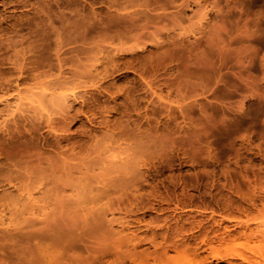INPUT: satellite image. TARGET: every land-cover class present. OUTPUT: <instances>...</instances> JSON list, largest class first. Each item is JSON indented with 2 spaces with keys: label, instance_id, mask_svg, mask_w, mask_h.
I'll list each match as a JSON object with an SVG mask.
<instances>
[{
  "label": "rangeland",
  "instance_id": "1",
  "mask_svg": "<svg viewBox=\"0 0 264 264\" xmlns=\"http://www.w3.org/2000/svg\"><path fill=\"white\" fill-rule=\"evenodd\" d=\"M138 261L264 264V0H0V264Z\"/></svg>",
  "mask_w": 264,
  "mask_h": 264
},
{
  "label": "bare ground",
  "instance_id": "2",
  "mask_svg": "<svg viewBox=\"0 0 264 264\" xmlns=\"http://www.w3.org/2000/svg\"><path fill=\"white\" fill-rule=\"evenodd\" d=\"M105 233H106V232H105ZM73 245H74V243H73ZM76 245H77V244H76ZM80 246H81V245H80ZM69 247H70V246H69ZM86 247H87V246H86ZM96 247H97V246H96ZM100 247H102V245H100ZM105 247H106V246H105ZM105 247H104V248H105ZM71 248H72V247H71ZM77 248H78V247H77ZM77 248H76V249H77ZM79 248H81V247H79ZM68 249H69V248H68ZM74 249H75V246H74ZM81 249H82V248H81ZM81 249H80V250H81ZM84 249H85V247H84ZM96 249H98V248H96ZM102 249H103V248H102ZM63 250H64V249H62V251H63ZM85 250H87V249H85ZM110 250H112V249H110ZM87 251H89V250H87ZM87 251H86V252H87ZM94 251H96V250H94ZM104 251H106V249H105ZM108 251H109V250H108ZM83 252H84V251H83ZM106 252H107V251H106ZM110 252H111V251H110ZM44 253H45V252H44ZM52 253H53V252H52ZM52 253H51V254H52ZM61 253H62V252H61ZM72 254H73V253H72ZM82 254H83V253H82ZM84 254H85V253H84ZM103 254H104V253H103ZM131 254H133V253H131ZM134 254H136V253L134 252ZM70 255H71V254H70ZM75 255H76V253H75ZM87 255H88V254H87ZM136 255H137V254H136ZM60 256L62 257L63 255L61 254ZM64 256H65V255H64ZM73 256H74V254H73ZM81 256H82V255H81ZM81 256H79V257H81ZM83 256H84V255H83ZM130 256H133V255H130ZM66 257H67V255H66ZM66 257H64V258H66ZM90 257H92V256H90ZM134 257H135V256H134ZM138 257H139V256H138ZM138 257H137V260H138ZM53 258H54V256H53ZM67 258H68V257H67ZM72 258H73V257H72ZM84 258H85V256H84ZM59 259H60V258H59ZM69 259H71V258H69ZM76 259H78V258H76ZM85 259H86V258H85ZM88 259H91V258H88ZM88 259H86V260H88ZM92 259H93V258H92ZM55 260H56V258H54L53 261H55ZM62 260H63V259H62ZM73 260H74V258H73ZM81 260H82V259H81ZM130 260H132L131 257H130ZM130 260H129V261H130ZM137 260H136V261H137ZM139 260H140V259H139ZM39 261H40V260H39ZM53 261L51 260V262H53ZM63 261H64V260H63ZM68 261H69V260H68ZM74 261H75V260H74ZM78 261H79V260H78ZM78 261H77V262H78ZM84 261H85V260H84ZM93 261H94V260H93ZM140 261H141V260H140ZM59 262L61 263L62 261L59 260ZM77 262H76V263H77ZM138 262H139V261H138ZM55 263H57V261H56ZM63 263H64V262H63ZM89 263H90V262H89ZM93 263H94V262H93ZM117 263H118V261H117ZM119 263H120V262H119ZM131 263H132V262H131ZM142 263H143V261H142ZM39 264H40V263H39ZM66 264H67V263H66ZM70 264H71V262H70ZM73 264H74V263H73ZM78 264H79V263H78ZM81 264H82V263H81ZM84 264H85V263H84ZM90 264H91V263H90ZM114 264H115V263H114ZM135 264H136V262H135ZM137 264H138V263H137ZM139 264H141V263L139 262ZM143 264H144V263H143ZM145 264H146V263H145ZM197 264H201V263H197Z\"/></svg>",
  "mask_w": 264,
  "mask_h": 264
}]
</instances>
